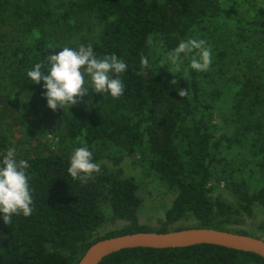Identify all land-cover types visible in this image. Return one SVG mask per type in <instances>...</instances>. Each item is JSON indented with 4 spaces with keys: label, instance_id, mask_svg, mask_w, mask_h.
Segmentation results:
<instances>
[{
    "label": "trees",
    "instance_id": "obj_1",
    "mask_svg": "<svg viewBox=\"0 0 264 264\" xmlns=\"http://www.w3.org/2000/svg\"><path fill=\"white\" fill-rule=\"evenodd\" d=\"M244 1L0 0V23L11 15L18 27L14 36L0 32V77L5 72L21 90L45 94L44 81L35 84L27 72L37 63L47 65L46 57L64 47L91 44L97 58L115 54L128 65L119 77L125 86L120 98L104 92L100 102L67 114L60 141L70 140L73 147L17 155L28 161L33 212L13 214L9 224L0 213V264H78L96 242L138 232L211 228L264 240V0H247V9ZM80 11L95 20L91 35L82 31ZM188 39L210 46L207 72L190 68L191 54H181L179 70L168 60ZM142 56L147 68L141 67ZM179 90L189 95L181 97ZM6 142L0 137V160ZM79 147L100 165L87 183L68 173ZM128 158L174 194L159 229L140 224L144 200L136 178L124 175ZM217 185L236 202L213 198ZM256 207L263 216L258 232L233 230ZM185 218L195 225L170 228ZM116 221L128 224L99 234ZM100 264H264V259L202 244L127 249Z\"/></svg>",
    "mask_w": 264,
    "mask_h": 264
},
{
    "label": "clouds",
    "instance_id": "obj_2",
    "mask_svg": "<svg viewBox=\"0 0 264 264\" xmlns=\"http://www.w3.org/2000/svg\"><path fill=\"white\" fill-rule=\"evenodd\" d=\"M51 47V46H50ZM181 54H191L190 68L197 72H207L212 63V51L203 39L181 41L168 54V60L177 66ZM47 65L35 64L27 76L35 83L44 81L47 106L56 110L65 106L70 108L86 95L89 89L97 93L109 92L112 97L120 98L124 94V84L119 78L127 70L126 62L115 54L97 58L92 45H80L78 49L64 47L55 54L46 57ZM141 67H148L147 57H141ZM163 63V61H162ZM47 67V71L42 68ZM86 77L90 78L86 81ZM175 82V80H173ZM181 97L189 95V90H179ZM28 161L18 159L15 148H9L0 160V213L6 224L11 222L13 214L30 216L33 212V198L26 169ZM100 171V165L93 161V153L86 147L74 150L68 173L73 179L87 183Z\"/></svg>",
    "mask_w": 264,
    "mask_h": 264
},
{
    "label": "rangeland",
    "instance_id": "obj_3",
    "mask_svg": "<svg viewBox=\"0 0 264 264\" xmlns=\"http://www.w3.org/2000/svg\"><path fill=\"white\" fill-rule=\"evenodd\" d=\"M243 9L249 7L248 1L243 3ZM78 17L83 23V33L92 34L95 20L89 13L78 12ZM16 18L8 16L0 23V32L14 36L17 33ZM232 58V57H230ZM229 58V59H230ZM232 71L238 72L236 65H232ZM0 77L3 79L0 85V137L6 142L5 151L9 148H15L19 154H35L37 152H48L53 145L60 149L66 150L73 147L70 140L62 144L60 139L66 134L63 128L67 114H71L81 106L91 101H101L102 93H97L89 89L88 93L79 99L76 105L68 108L67 106L57 107L52 110L47 106L45 94H32L21 90L13 85L5 72ZM90 78L86 77V81ZM11 84H10V83ZM124 175L126 177H135L139 183V195L143 198L138 215L140 224L149 230H156L162 227L165 221V214L171 207L174 200L173 192L169 191L157 178L147 176L139 171L133 160L128 158L124 162ZM213 198H221L227 203L234 204L235 197L231 196L223 185L216 186L212 193ZM262 213L259 207L254 209L252 216H243V223L233 230H245L249 233L256 234L257 227L262 220ZM193 218H185L170 228H186L195 225ZM128 223L125 221L108 222L99 231L100 235L108 232L122 229Z\"/></svg>",
    "mask_w": 264,
    "mask_h": 264
},
{
    "label": "water",
    "instance_id": "obj_4",
    "mask_svg": "<svg viewBox=\"0 0 264 264\" xmlns=\"http://www.w3.org/2000/svg\"><path fill=\"white\" fill-rule=\"evenodd\" d=\"M202 244L253 253L264 259L263 239L211 228H192L166 233L138 232L104 239L93 244L78 264H100L106 257L127 249L186 248Z\"/></svg>",
    "mask_w": 264,
    "mask_h": 264
}]
</instances>
